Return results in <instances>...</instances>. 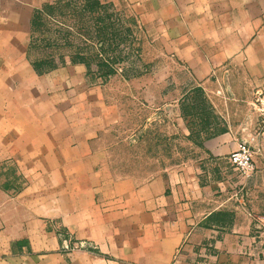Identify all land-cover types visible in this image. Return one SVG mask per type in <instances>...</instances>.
Segmentation results:
<instances>
[{
	"label": "rangeland",
	"instance_id": "obj_1",
	"mask_svg": "<svg viewBox=\"0 0 264 264\" xmlns=\"http://www.w3.org/2000/svg\"><path fill=\"white\" fill-rule=\"evenodd\" d=\"M225 3L9 0L8 19L0 13V21L11 25L19 18L8 39L14 53L8 99L0 103V199L7 193L18 199L29 185L27 172H38L36 195L46 198L49 215L57 216L52 221L69 240L66 250L85 249L79 231L63 224L79 226L82 216L94 217L98 192L91 175L84 190L79 177L59 169L70 145L88 143L102 149L101 183H142L179 170L200 177L212 192H233L243 209V185L254 176L255 163H264V115L258 102L264 92L232 89V83L256 79L253 72L230 66V60L209 62L204 53L207 68L199 69L196 59L202 55L193 52L188 29L210 17L223 28L231 16ZM233 9L237 18L247 10ZM6 114L25 123L22 132L32 131L41 145L56 144L55 168L41 157L35 166H23L25 138L16 141L19 132L11 124L6 128ZM224 133L249 146L254 164L249 177L208 154L210 140Z\"/></svg>",
	"mask_w": 264,
	"mask_h": 264
},
{
	"label": "crops",
	"instance_id": "obj_2",
	"mask_svg": "<svg viewBox=\"0 0 264 264\" xmlns=\"http://www.w3.org/2000/svg\"><path fill=\"white\" fill-rule=\"evenodd\" d=\"M225 2L231 7V16L223 28L213 17L188 24L193 52L202 55L197 56V65L207 68L204 53L209 54V62L230 60V66L253 72L251 77L256 79L244 81L245 85L232 83V89L239 87L241 94L243 88L264 92V0ZM0 3V13L8 19L9 0ZM238 6L247 8L239 18L233 9ZM256 8L262 9L259 12ZM6 19L0 21V103L8 99L9 75L14 70L8 39L16 24L10 25ZM4 119L6 128L11 124L19 132L16 141L20 136L25 138L23 166H35L41 157L44 165L56 167V144L41 145L32 131L22 132L25 123L8 114ZM238 143L224 133L210 140L208 154L216 163L227 161L230 167L226 156ZM99 146L70 145L69 157L61 161L65 164L59 169L63 175L79 177L84 190L89 189L90 175L94 180L96 215L82 216L79 226L67 220L63 224L69 231H79L80 243L86 248L66 250L69 240L62 238L60 225L52 221L57 216L49 215L48 200L36 195L41 189L38 172L29 171V185L18 199L10 198L9 193L0 199V264H264V171L258 169L264 163H255L254 176L244 183L245 207L240 209L233 192H212L200 177L192 178L179 170L161 172L142 183H101L104 160ZM91 151L96 153L89 154Z\"/></svg>",
	"mask_w": 264,
	"mask_h": 264
},
{
	"label": "built area",
	"instance_id": "obj_3",
	"mask_svg": "<svg viewBox=\"0 0 264 264\" xmlns=\"http://www.w3.org/2000/svg\"><path fill=\"white\" fill-rule=\"evenodd\" d=\"M258 102L262 106V108H260V113L261 115H264V97L262 95L259 96ZM229 163L235 170L248 177L254 171L250 148L244 142H239L236 148L230 153Z\"/></svg>",
	"mask_w": 264,
	"mask_h": 264
},
{
	"label": "trees",
	"instance_id": "obj_4",
	"mask_svg": "<svg viewBox=\"0 0 264 264\" xmlns=\"http://www.w3.org/2000/svg\"><path fill=\"white\" fill-rule=\"evenodd\" d=\"M49 3H50V1H49ZM49 3H48V5L46 7L50 6Z\"/></svg>",
	"mask_w": 264,
	"mask_h": 264
}]
</instances>
